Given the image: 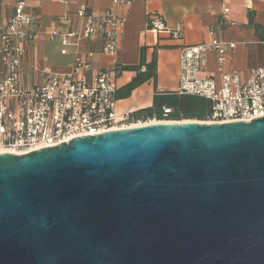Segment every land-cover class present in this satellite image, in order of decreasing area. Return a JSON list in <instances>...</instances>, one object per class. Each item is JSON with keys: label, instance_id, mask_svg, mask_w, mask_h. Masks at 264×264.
<instances>
[{"label": "water", "instance_id": "95a60500", "mask_svg": "<svg viewBox=\"0 0 264 264\" xmlns=\"http://www.w3.org/2000/svg\"><path fill=\"white\" fill-rule=\"evenodd\" d=\"M0 264H264V116L0 153Z\"/></svg>", "mask_w": 264, "mask_h": 264}, {"label": "built area", "instance_id": "2783aa9c", "mask_svg": "<svg viewBox=\"0 0 264 264\" xmlns=\"http://www.w3.org/2000/svg\"><path fill=\"white\" fill-rule=\"evenodd\" d=\"M136 1L111 0L114 6H131ZM26 7V0H19L12 17L0 24V153L25 155L69 143L73 138L133 127L132 113L136 110L118 108L123 102L118 98L122 88L118 65L94 76L89 74L97 54L116 56L124 19L112 10L99 15L81 4L76 11L78 27L63 33L54 31L50 36L51 41L62 44V55H68L70 47L75 48L76 60L70 71L53 73L39 63L35 65L38 80L26 85L22 74L24 58L39 34L38 21ZM229 13L230 9L225 8L221 24L235 26ZM147 23L155 33L169 32L159 14L149 16ZM209 34L210 41L181 49L176 91L211 101V114L204 120L207 123H247L264 116V66L251 70L246 81L241 82L235 71L227 73L223 69L237 43L219 39L213 29ZM173 35L179 36L177 32ZM97 38L102 42L97 49L79 52ZM215 54L222 75L220 83L209 75L200 76L207 70L209 56ZM140 71L146 72V66L142 65ZM171 113V109L164 108L166 116Z\"/></svg>", "mask_w": 264, "mask_h": 264}, {"label": "crops", "instance_id": "0c3cea01", "mask_svg": "<svg viewBox=\"0 0 264 264\" xmlns=\"http://www.w3.org/2000/svg\"><path fill=\"white\" fill-rule=\"evenodd\" d=\"M19 0H0V24L7 23L12 17ZM26 10L36 17L39 24L38 37L29 47L22 66L23 81L28 83L38 80L35 65L42 64L50 71L68 73L75 62V48L70 47L68 55H62V44L50 40L54 31L63 33L67 29L78 27L77 9L86 4L99 15L112 10L124 19V26L119 35V48L115 57L97 54L93 61L90 75L98 71L111 70L115 65H139L142 58L146 63L156 62L157 75L138 88L147 86V102L131 107L140 110L152 106L154 96L159 92H172L179 87L180 51L186 45H198L211 40L210 30L224 41L237 43L230 54V60L223 65L225 72L235 71L241 82L246 81L251 70L264 66V0H137L131 6H114L111 0H26ZM230 9L229 19L235 26L221 24L224 9ZM159 14L163 17L168 33H155L148 26L149 16ZM64 17L66 19L64 20ZM178 33L175 37L173 33ZM99 38L92 44H85L79 49L95 50L101 45ZM217 56H209L207 70L200 76L209 75L218 83L222 75L217 69ZM134 71L123 72L125 87L135 76ZM119 78V79H120ZM121 88V89H122ZM135 90L130 97L137 93ZM127 100V99H126ZM125 101V100H121ZM120 111H124L121 108Z\"/></svg>", "mask_w": 264, "mask_h": 264}, {"label": "trees", "instance_id": "16d2710c", "mask_svg": "<svg viewBox=\"0 0 264 264\" xmlns=\"http://www.w3.org/2000/svg\"><path fill=\"white\" fill-rule=\"evenodd\" d=\"M142 65L146 66V72H141ZM120 74L127 71H134L137 75L118 92L120 100L128 99L132 93L143 84L156 79L157 70L155 60L147 64L145 59L139 65L117 66ZM152 106L136 110L132 113V119L135 121L146 120H182L197 119L199 121L207 120L211 114L212 103L209 99L195 95H180L176 90L172 92H159L154 96ZM164 108L172 110L171 115L164 114Z\"/></svg>", "mask_w": 264, "mask_h": 264}, {"label": "rangeland", "instance_id": "374dc122", "mask_svg": "<svg viewBox=\"0 0 264 264\" xmlns=\"http://www.w3.org/2000/svg\"><path fill=\"white\" fill-rule=\"evenodd\" d=\"M124 80L125 79H121L120 78L119 81H118L119 85H121V82H123ZM24 83L26 85H28V78H26V81H25V78H24ZM147 92H148L147 86L146 87H143V89L137 90V93L135 95H133L132 97H129L127 100H125L124 102L120 103L118 105V108L119 109L121 108L122 110H128L131 107H138L139 104L146 103L147 102V99H148ZM158 121H167V122H188V121H196V122H201L202 123V121H199L197 119H190V118H188V119H182V120H155V119H152V120H146V121H135V120L132 119L131 122H132V124L139 126V125L147 124V123H150V122H158Z\"/></svg>", "mask_w": 264, "mask_h": 264}, {"label": "bare ground", "instance_id": "6f19581e", "mask_svg": "<svg viewBox=\"0 0 264 264\" xmlns=\"http://www.w3.org/2000/svg\"><path fill=\"white\" fill-rule=\"evenodd\" d=\"M158 122H167V121H158ZM158 122H150V123H158ZM147 124H149V123H147ZM134 126H137V125H133V127ZM140 126V125H139Z\"/></svg>", "mask_w": 264, "mask_h": 264}]
</instances>
